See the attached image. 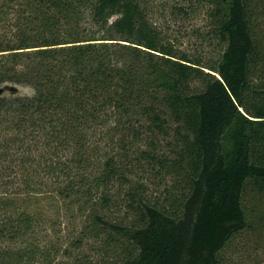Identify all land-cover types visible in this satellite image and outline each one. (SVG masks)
Instances as JSON below:
<instances>
[{
  "label": "trees",
  "instance_id": "16d2710c",
  "mask_svg": "<svg viewBox=\"0 0 264 264\" xmlns=\"http://www.w3.org/2000/svg\"><path fill=\"white\" fill-rule=\"evenodd\" d=\"M207 1L209 67L140 0H0V86L34 91L0 97V196L54 195L64 253L230 264L264 241V0Z\"/></svg>",
  "mask_w": 264,
  "mask_h": 264
},
{
  "label": "rangeland",
  "instance_id": "374dc122",
  "mask_svg": "<svg viewBox=\"0 0 264 264\" xmlns=\"http://www.w3.org/2000/svg\"><path fill=\"white\" fill-rule=\"evenodd\" d=\"M149 22L179 55L217 65L224 44L215 34L207 0H140ZM32 88L0 86V97H30ZM60 201L54 195L0 196V263L98 264L102 256L93 245L64 253ZM230 264H264V241L239 238L226 253Z\"/></svg>",
  "mask_w": 264,
  "mask_h": 264
}]
</instances>
